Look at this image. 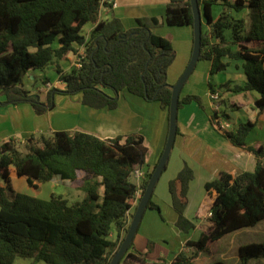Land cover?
I'll return each instance as SVG.
<instances>
[{
	"label": "trees",
	"instance_id": "1",
	"mask_svg": "<svg viewBox=\"0 0 264 264\" xmlns=\"http://www.w3.org/2000/svg\"><path fill=\"white\" fill-rule=\"evenodd\" d=\"M216 1L198 0L209 26L207 30L202 24L198 61L210 62V77L225 71L230 60L241 61L244 79L216 87L209 82L210 93L217 92L218 104L225 109L228 94L255 91V104L264 111V0H221L223 10L213 18L210 6ZM103 6L110 7L111 2L0 0V94L5 98L0 105L29 103L40 115L54 107V94L80 93L84 105L111 110L117 107L120 92L126 91L145 101H158L168 115L172 89L167 69L175 53L171 41L153 31L159 25L156 18H139L136 27L125 29L116 17L100 19ZM245 10V16L232 14ZM165 21L169 26L192 27L190 1L169 0ZM88 23L94 26L84 35ZM225 30L230 31L228 40ZM70 53L81 56L79 66L62 71L59 62ZM49 67L59 74L63 88H51L44 97L42 92L23 87L28 73ZM191 101L202 107L198 95L187 94L179 98L178 109ZM220 117L217 111L210 115L213 128L234 146L252 152L255 168L234 177L220 172L205 184L208 194H213L208 222L200 228L198 239L188 240L170 264H197L195 258L210 243L264 221V144L247 145L245 141L254 122H240L234 130H227L221 127ZM146 155L147 147L138 133L101 139L60 130L31 134L22 143L13 138L2 142L0 264H13L17 257L47 264H109L123 240L112 241L109 234L112 229L126 233L127 211L136 192L140 191V197L143 194L157 164L137 184L133 171L145 164ZM20 177L26 179L30 193L13 190L12 178ZM193 178V169L185 163L168 183L175 225L183 232L194 228L185 215ZM41 183L67 188L77 184L83 197L69 203L52 193L43 199L38 195ZM147 209L160 210L152 196ZM238 257V264L264 263V240L241 244ZM120 261L144 263L127 251ZM211 264L226 263L216 260Z\"/></svg>",
	"mask_w": 264,
	"mask_h": 264
},
{
	"label": "crops",
	"instance_id": "2",
	"mask_svg": "<svg viewBox=\"0 0 264 264\" xmlns=\"http://www.w3.org/2000/svg\"><path fill=\"white\" fill-rule=\"evenodd\" d=\"M110 2H112L110 7H101L99 12L101 20L116 17L125 29L136 27L139 18L153 17L159 21V25L153 31L171 41L175 53L170 67L179 69L176 76L178 79L191 56L193 28L191 26H169L166 23L165 10L169 0H111ZM200 7L202 9L203 4H200ZM222 10L221 0H217L210 6L213 18H216ZM232 14L235 17H240L245 16L247 12L246 10L240 13L232 11ZM202 24L205 29H209L204 19ZM93 26L94 24L91 23L86 24L83 27V34H88ZM224 35L227 40L230 39L229 30H225ZM77 49L79 51L80 46H77ZM76 56V54L70 53L66 60L59 62L62 71L66 72L73 67ZM199 63H201L200 72L193 76L185 91L183 85L180 97L187 94L198 95L201 98L202 107L196 101H191L178 109V132L165 169L152 194V201L159 206L160 210H145L127 250L128 253L139 257L144 262L142 264H170L188 240H196L199 237L200 228L208 222L207 213L213 202V194L209 195L205 189L206 183L215 180L220 172L229 173L234 177L242 171H253L255 168L256 158L252 152L234 146L213 128L209 117L214 111L221 115L220 124L228 123L227 130H234L240 122H254V127L246 136L245 141L247 145L264 144V111H260L255 104L258 93L247 91L228 94L227 106L223 109L222 105L218 104L219 100L212 102L209 97L210 62L200 61ZM192 75L193 73L190 74L191 77ZM213 77L215 86L228 80L235 83L242 81L244 73L241 61L230 60L227 69L215 73ZM46 79L56 83L59 81V74L53 67H49L45 71L34 70L24 77L23 87L33 85V89L29 91L35 92L36 89L42 88L35 83L36 80L43 82ZM167 82L170 83L168 77ZM205 82L208 83L207 88ZM197 86L200 89H197ZM42 93L46 97V91H42ZM4 99V96L0 95V101ZM53 103L52 109L40 115L34 113L29 103L0 105V144L9 138H13L17 143H22L31 134H50L60 130L85 132L101 139L138 133L143 137V143L147 147L145 164L140 168L147 172L157 163L168 133V115L158 101H145L137 95L122 91L119 94L117 107L111 110L96 109L84 105L81 102L80 93L54 94ZM185 163L194 172V178L189 183L185 208V215L193 222L194 228L188 232L179 230L175 225L176 213L171 205L168 189L169 181L176 177ZM15 179L17 185H21L25 189H18L15 185L12 186L13 190L29 193L26 179L24 177ZM160 179L162 182L159 193H157L155 191ZM43 184L57 185L41 183V185ZM78 190L81 192L80 196L83 197V192L79 188ZM40 191L38 195L43 199H48L54 193L49 190L48 197H42ZM139 198L140 193L137 191L131 207L127 211L128 222L132 219ZM124 235L123 230L118 232L112 229L108 238L118 243L124 238ZM159 243L162 245H158Z\"/></svg>",
	"mask_w": 264,
	"mask_h": 264
},
{
	"label": "rangeland",
	"instance_id": "3",
	"mask_svg": "<svg viewBox=\"0 0 264 264\" xmlns=\"http://www.w3.org/2000/svg\"><path fill=\"white\" fill-rule=\"evenodd\" d=\"M199 62L197 63L196 68L192 72L193 73L192 77L190 76L188 78V80L186 81V83L184 84V87H183L184 91L190 85L193 76H195L196 74H198V72H200L201 63H199ZM170 65L168 66V69H167V77H168V81H170L171 84L169 82H168V84L173 85L178 80L176 78V76H177V73L179 72V69L176 67H170ZM47 80L48 79H46L44 81H47ZM214 80H215L214 77L211 76V78H209L208 82H210L211 84H214ZM50 82H52V81L50 80ZM35 83L38 86H43V82H40V80H36ZM53 85H55L56 88H60V89L63 88V84H61L60 82L59 83L56 82L55 84L53 83ZM205 85H207L206 86V88H207L208 83L205 82ZM200 86H201V84H200ZM214 86H215V84H214ZM194 87H196V85H194ZM25 89L32 90L33 85H28ZM197 89H200V88L197 86ZM36 91L42 92V90L40 91L38 89H36ZM78 176H79V178H81L83 176V173L79 172ZM161 182H162V179H160L158 184H157L156 191H155L157 193H159ZM17 184H18L17 180L15 178H13L11 181L12 186L16 185V187L18 189H20V188H22L23 190L25 189L23 186H21V185L19 186ZM40 186H41V191H40V188H39V191H40V194L42 197H48L49 192L52 191L55 194H59V195L64 196L65 198L67 196L69 203H72L74 201L82 199V197L80 196L81 192H79L76 184L72 188H67L63 185H52V186H50V185H45V184L41 185L40 184ZM29 193H30V191H29ZM38 194H39V192H38ZM263 240H264V221H259L254 226L245 227V228L235 230L233 232H230V233L224 235L219 241L210 243L208 246V250L201 253L197 258H195L194 261L197 264H211V263L215 262L216 260H222L226 264H238V258H239L238 257V248L241 244H246V243H251V242H261ZM169 244H171V243L169 242ZM158 245H162V243H159ZM13 264H47V263H45L43 261L33 262V260L29 259V258L17 257L13 261ZM121 264H124L123 261L121 262ZM260 264H264V263L261 262Z\"/></svg>",
	"mask_w": 264,
	"mask_h": 264
},
{
	"label": "water",
	"instance_id": "4",
	"mask_svg": "<svg viewBox=\"0 0 264 264\" xmlns=\"http://www.w3.org/2000/svg\"><path fill=\"white\" fill-rule=\"evenodd\" d=\"M192 14H193V45H192V52L190 59L184 68L182 74L179 76L177 82L173 85H171L172 93H171V100L169 105V111H168V133L166 142L162 151V154L148 180V183L146 185V188L141 195L139 202L136 206L135 212L132 216V219L130 221V224L128 226V229L124 235V238L117 249V251L113 254L109 264H119L122 256L125 254V252L128 250L135 233L137 232V228L139 226V223L141 221V218L143 216V213L147 209V204L152 196L153 190L155 188V185L163 172L166 162L169 158L171 149L174 144L176 131H177V111H178V101L180 98V92L181 89L190 76V74L193 72L200 55V44H201V34H202V20L204 19L205 22L207 18L204 15L203 8L201 9L198 0H189Z\"/></svg>",
	"mask_w": 264,
	"mask_h": 264
},
{
	"label": "built area",
	"instance_id": "5",
	"mask_svg": "<svg viewBox=\"0 0 264 264\" xmlns=\"http://www.w3.org/2000/svg\"><path fill=\"white\" fill-rule=\"evenodd\" d=\"M111 1V0H110ZM111 4H112V2H111ZM80 58H81V56H76V60H75V62H74V65H76V66H79V60H80ZM58 83L60 82V81H57ZM54 83V82H53ZM53 83L52 82H50V81H46L44 84H43V86H42V88L40 89V90H42V91H48L49 89H51V88H56L55 87V85H53ZM61 83V82H60ZM55 84V83H54ZM62 84V83H61ZM209 97H210V99H211V101L212 102H216V101H218V94H217V92H213V93H210L209 94ZM217 108L215 107V110H216ZM221 125V127L222 128H224V129H226L227 127H228V123L227 122H224V123H222V124H220ZM145 175V171H143L140 167H135V169H134V171H133V178L135 179V181H136V183L138 184L142 179H143V176ZM139 193H140V191H139ZM210 212H208L207 213V217L208 216H210ZM129 224H130V222H129Z\"/></svg>",
	"mask_w": 264,
	"mask_h": 264
}]
</instances>
